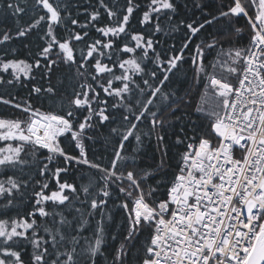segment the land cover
I'll return each mask as SVG.
<instances>
[{
	"label": "snow or ice",
	"instance_id": "snow-or-ice-1",
	"mask_svg": "<svg viewBox=\"0 0 264 264\" xmlns=\"http://www.w3.org/2000/svg\"><path fill=\"white\" fill-rule=\"evenodd\" d=\"M74 7L73 0H0L5 18H14L0 28V104L23 117H0L7 142L0 147V264H129L145 232L137 264H264V0H194L200 16L179 19L177 0H97L83 24ZM138 12L139 23L151 25L147 34L129 26ZM240 18L250 30L247 46L237 43ZM214 24L222 27L207 33ZM92 28L99 37L89 42ZM160 32L182 33L179 45L157 50ZM34 33L42 43L35 52L25 44L29 58H18L12 42ZM222 42L231 46L216 51ZM210 51L216 59L206 63ZM218 67L227 75L218 76ZM36 73L48 85L33 84L29 98L59 97L58 110L40 112L8 91ZM201 84L195 112L208 118L204 129L186 111ZM172 118L190 121L192 135L177 137L185 146L178 173L166 197H157L160 181L144 185L169 166L162 129ZM145 137L160 153L154 168L138 163ZM99 139L112 146L107 159L89 154L88 142ZM69 173L80 183L62 181ZM110 202L123 212L116 231ZM108 236L120 241L111 250Z\"/></svg>",
	"mask_w": 264,
	"mask_h": 264
},
{
	"label": "trees",
	"instance_id": "trees-1",
	"mask_svg": "<svg viewBox=\"0 0 264 264\" xmlns=\"http://www.w3.org/2000/svg\"><path fill=\"white\" fill-rule=\"evenodd\" d=\"M111 2V0H109ZM121 3H123V0H120ZM141 3L144 2V0H140ZM214 2V0H201L202 4H209L211 5ZM29 3H31V0H29ZM97 3V0H73V4L75 7L73 8V16L79 13V21L81 24L86 22V10L87 12L92 11L93 6ZM177 3L179 4V16L176 17L177 19L179 18H186L190 16H200V10L196 9L193 7L194 0H177ZM185 4H187V7H185ZM211 8L205 9V11H209ZM142 15V13L138 12L136 15H134L130 19V28L135 31H143L146 34L149 33L151 29V25H141L139 23V17ZM13 19L11 15L7 18H5L4 13L2 9H0V28L4 27H11L13 24ZM24 19H27L25 17ZM107 22V16L104 15L101 21V25L103 23ZM155 21H153V24ZM237 26L243 28L244 30L239 34V36L236 38L237 43L239 46H247L249 41H250V30L247 28L246 25V19L245 18H240L237 22ZM222 27L221 24H214L211 27L207 28V33L211 34H216L217 30ZM90 38L89 42L92 38H98L99 34L95 31L94 28L90 29ZM58 35H63L64 30L62 28H59L57 30ZM182 36V33H172L171 35H166L163 32L160 33H155V39L158 41L156 44L157 50H162L166 49L172 45H179L180 43V37ZM175 37V39H173ZM42 43L39 41L38 37L34 33L33 35L29 36L26 39L22 40H16L12 42L11 47H14L17 49V54L18 58L20 59H26L29 58V48H26L24 45L28 44L29 47L31 48L32 52L36 51L37 45ZM231 45L227 42H222L220 46H218L217 50H219L220 47L227 49ZM216 51H210L206 54V63L213 61L216 59ZM78 55V53H77ZM31 62V61H30ZM188 65H182L180 69V73L178 75H183L184 72L187 70ZM212 69L209 68V71ZM216 74L218 76H226V72H222L221 69L218 67L215 70ZM175 80V77L173 78ZM232 83H236V78L232 77L231 78ZM53 85L56 84V79L53 77L52 79ZM25 86L21 85H16L14 88H9L8 91L12 93V95L16 98L17 101H22L24 99H29V102L32 103L34 108H38L40 112H49V111H55L58 110L57 108V101L59 100V97L55 98H50L47 95H34L31 98H29V90L32 87L33 84L41 85L43 87H47L48 82L46 80H42L40 78V74L36 73V79L29 82L25 81ZM175 86V85H174ZM203 91V84H201L197 89H194L192 91V95L189 99V107L186 109L188 113H191L192 119L196 121V126L198 129H204L209 121L208 118L202 117L199 113L195 112V108L198 104L202 103L201 100V93ZM61 92H63V89H61ZM0 94H5L2 89H0ZM214 103V98L209 97L208 98V104H213ZM178 116H181L182 113L178 112ZM0 117H5V118H23L20 110L14 109L9 105H4L0 104ZM115 126V125H112ZM191 122L186 120V119H180L176 120L175 118H172L170 123L165 125V127L162 129V134L165 137V143L168 145V160H169V166L166 168V170L155 176V178H149L148 181L145 183L144 187L145 190H147L148 186H153L155 187L157 184V181H160V187H159V192L156 193L157 197L160 196H165L166 197V185L170 186L168 184L169 181L174 179V176L178 173V168H177V153L182 152L184 150V145H177L176 144V139L177 137H183L185 133L190 137L192 135L191 132ZM141 128L144 129L145 126L141 124ZM181 128L184 129V131H181ZM105 135L108 133V129L105 128L103 129ZM132 139V143L127 146V150L130 152L133 147H135V140L134 138ZM7 142L0 141V147L5 146ZM66 143V142H65ZM187 143V141H186ZM198 143V141H197ZM89 154L92 156L95 154L96 156H101L107 159L108 157L111 156V145H105L103 139H99L96 142L89 141ZM156 141L155 138L153 137L152 139H148L147 137L144 138V145L140 150V155L138 159V163L140 164L141 167L143 168H149L152 167L154 168L156 163L159 162L160 159V153L156 151ZM27 178V177H25ZM36 179H42L38 175L36 176ZM62 181L63 180H68V182H73L75 180L77 183H80L79 180V175H73L69 173L68 175H62L61 177ZM48 183L50 185L49 191H53L56 189V181L55 179H49ZM38 190V188H37ZM31 192V186L29 187V193ZM109 208H111L112 215L114 217L115 223L112 224L111 231H116V224L121 223L122 219V209L112 207V203H109ZM99 218V217H97ZM111 223V222H109ZM87 235V234H86ZM147 232L143 233L139 237V241L137 242V248L140 247V245L143 243L145 238L147 237ZM108 241V248L111 250L112 246H117L120 241L116 240L113 241L111 240L110 236L106 237ZM137 248H133L132 253L129 254L128 256V261L129 264H137L136 262V257L135 253L137 251ZM100 264H104L103 258L100 260Z\"/></svg>",
	"mask_w": 264,
	"mask_h": 264
},
{
	"label": "built area",
	"instance_id": "built-area-1",
	"mask_svg": "<svg viewBox=\"0 0 264 264\" xmlns=\"http://www.w3.org/2000/svg\"><path fill=\"white\" fill-rule=\"evenodd\" d=\"M236 82H237V81H236ZM236 156H237V157L240 156V152H239V151L236 152Z\"/></svg>",
	"mask_w": 264,
	"mask_h": 264
}]
</instances>
